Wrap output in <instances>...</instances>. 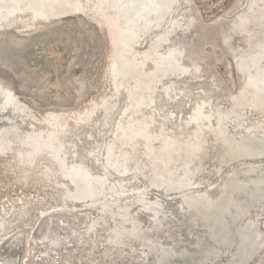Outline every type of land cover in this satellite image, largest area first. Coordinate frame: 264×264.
Here are the masks:
<instances>
[{
    "label": "bare ground",
    "instance_id": "1",
    "mask_svg": "<svg viewBox=\"0 0 264 264\" xmlns=\"http://www.w3.org/2000/svg\"><path fill=\"white\" fill-rule=\"evenodd\" d=\"M232 4L229 12L222 14H228L229 21L220 23L213 18L195 24L192 18V24L188 0H0V38L6 32L24 37L40 25L59 23L75 15L105 28V77L111 95L89 102L84 109L36 113L16 97L12 80L0 75V148H6L10 155L2 161V170L16 174L13 179L22 184L36 173L47 183L52 171L65 163L63 150L70 144L68 137L78 134L72 123L93 118L80 133L81 141L91 131L77 147L85 153L76 163L64 164V171L57 175L71 185L69 189L59 184L63 186L58 198L79 199L88 211L81 221L86 237L75 234L76 239L85 243L94 237L88 230L97 219L101 222L106 243L97 246L106 253L100 255V260L98 257L99 262L105 258L108 262L106 256L112 248L116 249L114 255L123 257L120 241L114 242L121 229L114 220H123L127 206L135 213L137 205L152 210L147 214L152 235L163 234L167 239L155 242L146 237L142 253H151L150 264H199L226 249L229 256L225 264H264V256L258 253L262 240L259 234L263 233L264 238V217L260 213L248 217L258 208L264 211V0H235ZM243 21L258 32L251 31L256 36L247 50L231 44V38L236 37L233 33L249 27H244ZM203 43L218 46L233 60L239 71L235 92L218 77L211 66L217 56L203 53ZM115 107L118 114L111 117L109 139L87 147L92 140L102 138L108 115ZM227 123L242 129V133L235 131L232 135ZM74 155L78 152L70 157ZM41 161L48 162L42 171ZM67 211L58 215L62 225L67 223L66 215H79L73 209ZM106 219L110 225L104 226ZM12 220L10 227L16 223ZM50 221L51 217L43 224ZM132 241L142 244L143 238L138 236ZM8 246H0L7 258L15 260L22 254L19 248ZM68 255L65 253V257ZM48 257V264H58L55 257ZM93 258L89 257L91 262L96 260Z\"/></svg>",
    "mask_w": 264,
    "mask_h": 264
},
{
    "label": "rangeland",
    "instance_id": "2",
    "mask_svg": "<svg viewBox=\"0 0 264 264\" xmlns=\"http://www.w3.org/2000/svg\"><path fill=\"white\" fill-rule=\"evenodd\" d=\"M188 2L192 6L189 19L193 18L196 24L199 22L201 23L208 22L209 20L213 18H217L218 22L220 21L224 22L225 20L229 21V19L226 18L228 17V14L226 17H223L224 15L223 12L225 11V15H226L227 10H230L231 6L233 5L232 3H234L235 0H188ZM193 19L190 21L192 24L194 23ZM230 20H232V18H230ZM247 23L249 24V22L243 21L242 25L244 27L249 26L248 28L249 29L251 28L250 30L248 28H244L238 34H235L236 32L233 33L234 29L231 30V33L236 35V37L233 36L231 38V44H233V46L235 45L234 47H237L238 49H241V50H247V47L249 48V42L252 41V39L255 38L256 36V34H254L255 36L252 35L253 34L252 32L258 33L256 29H253V27H251ZM216 24H219V23H216ZM104 31H105V28H102L101 25L96 24L92 20H89L86 17L85 18L81 17V15H78V16L75 15V16H67L65 18H62L59 23L40 25L35 30L31 31L30 34L24 37H20L12 32H6V34L4 33V36L0 38V75L4 77H8L12 80V83L14 86L13 89H14L16 97L25 105L30 106L36 113L40 114L48 110H59L60 111V110L65 109L64 111H69V110H75V108L84 109L86 108L87 105L91 104L89 102L97 101L101 97H106L108 95H111V91H109L110 86L105 77L106 76L105 75V67H106L105 58H106L107 50H108V46H107L108 38L106 37L107 34H105L106 31L105 32ZM246 36L249 37V40ZM250 36H251V40H250ZM237 39L238 40L240 39V40L238 41ZM201 48L203 49V53L205 52H208L210 54L215 53L214 55L217 56V59L211 60L212 61L211 66L213 67V69H215L220 80L223 79L222 82H224V84L230 89V91L235 92L238 87V81H237L238 80V75H237L238 70H236L233 60L230 59L231 57L228 56L229 54L227 53L222 54L219 51L220 48L218 46L213 47L209 43H206V44L203 43ZM101 94L102 96H100ZM119 103H117L116 105L117 107ZM117 107H115L108 115L107 124L105 127H103V130L101 133L102 138L97 137L96 139L92 140V143L88 144L87 147L92 148L94 146L95 147L99 146L98 144L104 143L103 141L104 138L109 139V134L111 130L110 128L111 117L113 115L116 116L118 114ZM248 115L250 118H253L251 114L248 113ZM92 119L93 118L89 117L87 118V121L83 120V121H77L76 123H72L73 129H75L76 127L75 132H77L78 134L76 135L70 134V136L68 137L67 143H70V144L69 145L66 144L65 145L66 147L63 150V154L65 156L64 157L65 159L63 162H65L64 163L65 165L68 161L73 164L76 163L78 157H81L83 152L85 153V149L82 150V148L79 149L77 147L82 144L80 143L81 141H85L86 138H89L87 136L91 134L90 133L91 131H89L86 134V137H82L81 141H80V133L82 132L81 130H83L84 127L86 128V126H88L87 124L89 123V121L91 123ZM80 122L81 123L83 122L82 123L83 125H81V127L79 125ZM227 130L231 134L234 133L235 131H236L235 134H237L238 131L240 130L243 131L242 129L233 127L232 123H227ZM241 131L240 133H242ZM240 135H243V134H240ZM72 143L74 144V146ZM2 150L0 151V156H1L0 157V210L4 211L3 212L4 214L2 213V211L0 212V215H1L0 225L2 226V228L0 226V233H1L0 234V246H8L10 244L8 246V249H12V248L18 249L19 248L22 254L18 255L19 258L15 257V260H12L10 258H7L2 253L3 250H2V247H0V264H33V263L34 264L35 263L36 264H48L47 262L50 260V257H48V255L55 257L57 259L58 264H67L68 262H69L68 264H85V263L87 264H103V263L105 264H129V263L130 264H141V263L150 264V260L152 259V256L150 255L151 253H148L146 251L144 252L146 255L142 253L143 251L142 249L146 248L145 245H146V242L148 241L147 238L154 239L155 242L157 241L160 242L161 240H167L165 239L163 234L160 236L158 235L153 236L152 232L149 230V225L147 222V214L148 213L150 214L152 210L151 211L143 210L142 208L141 209L138 208V206L136 205L135 213H133V210L132 211L128 210L130 206H127L128 207L127 210H123L125 211L123 220L120 221V220H117V218L114 220L120 225L122 229V230L120 229V231L117 233V236H116V239H114V242L120 241L119 245H122L121 248L123 249L122 252L124 254V255L122 254L123 256L122 258L124 260L125 258L127 259L126 261L123 260L124 261L123 262L122 258H119L117 256L118 253H116V255L113 254V252H115L116 249L112 248V250L110 251V254L108 253L109 255L106 256L109 259L108 262L106 261L107 260L106 258L99 262L100 255L104 256L106 253L104 251L101 253L102 251L101 247L103 246V243H106L103 237V233H105V231L102 229L101 222H99V219H97L96 224L93 227H91V229L88 230L89 235H92L93 233L95 234L94 237H92L91 239L87 238L85 243H83L82 241H78L76 239L75 234L78 236L83 235L86 237L85 230H84L85 224L83 222L81 223V221L84 216H87L86 213H88V211H85L86 208L81 207L82 205L79 199L71 198V197L70 198L63 197L64 199L58 198V195L60 194L59 189L60 187L63 186L59 184L66 183V178L65 177L62 178V176H59L62 173V171H64L65 165L63 164V167L61 168L59 167V170L55 169L54 171H52L51 173L52 175L50 174L47 177L48 179L47 183L43 179H39L38 178L39 174L36 173L35 174L36 177L35 175L32 177L33 175L32 174L28 178L27 183L25 182L22 184L18 182L17 180H14L16 174H13L12 172H4L2 170L3 169L2 161L6 160L10 156L6 151V148ZM72 152L75 154L76 152H78V155L77 156L74 155L73 157H70L71 154H73ZM65 153H67L68 155L67 154L65 155ZM45 163L48 164V162L46 161H41L40 164H42V166L41 165L39 166L41 167L40 171L46 168ZM88 165L91 166L92 164L89 163ZM53 166L54 164H50L49 167H53ZM53 175H57L59 177L56 176L55 178V176ZM36 181H39V182H36ZM53 182H56V184ZM48 184L52 186L50 187V185L48 186ZM65 186H68L69 189L71 188V185L65 184ZM149 189L151 190L152 187ZM104 193L107 194V191H104ZM156 194L157 193L154 191V195ZM52 198L54 200V201L52 200L53 202L51 201ZM64 202L66 205L64 204ZM58 204L60 206H57ZM63 205H65L66 210L64 209ZM19 206L20 208H18ZM18 209L19 210L21 209L20 211L22 212H20ZM62 209H64L65 211L67 210L72 211L73 209V211H75V214L79 213L78 215L79 218L77 216L66 215L65 218H67V221H66L67 223H63L64 225H62V223L58 221V215H62L63 212H65ZM12 213H14V215ZM257 213H260L261 214L260 216L262 218L264 217L263 216L264 211L262 208H258L254 214L252 213L248 215V217H253ZM138 215L139 216L141 215V217L145 216L146 218L142 220V218H140ZM50 217H51V221H50L51 224L49 222V224L45 226L43 224V221H45V219L46 220L50 219ZM10 218H13V220L12 219L11 220L16 222V223L11 224L12 227H10V224H9V222L11 221ZM135 220H137V222ZM53 221L54 223L56 224L59 223L61 225H59L58 227V225L54 224ZM67 224H69L68 225L70 226L69 228L68 226H66L65 228V225ZM107 225H110L108 219H106V222L104 223V226H107ZM72 226H74L73 229H72ZM261 226L264 228L263 224ZM16 228H20V229H16ZM42 228L44 230H42ZM3 230L4 231L6 230V233H4ZM2 232L4 234H2ZM7 232H9V234ZM97 232L98 233L100 232L99 235L97 234ZM24 234H25L26 239L24 238ZM262 234L263 233L259 234V237H262L261 238L262 240L260 242L261 245L258 246V253L264 256V247H262L264 246V238ZM2 235H6V236L3 237ZM17 235L18 236L20 235L19 239H17L18 238ZM118 235H120L121 237ZM27 236L28 237L30 236L29 239H27ZM128 236L130 239L128 238ZM138 236H140V238L141 237L143 238L142 244L134 243L132 241V238L137 239ZM117 237L119 238L117 239ZM40 239L42 242L40 241ZM26 240L28 241L26 242ZM33 241L35 243H33ZM44 243L45 245H43ZM99 244L102 245L100 248L97 246ZM43 246H46V247H43ZM76 246L79 247L80 249H78ZM33 247H34V250H33ZM47 248H50V249H47ZM127 250L129 253L127 252ZM129 250H131V253ZM34 251H36V253H34ZM44 251H48V252L42 254V252ZM67 251L69 253H67ZM79 251L82 254H80ZM37 252H40V253H37ZM65 253L66 255L69 254L70 257L69 255L65 257ZM133 253L134 255L132 257ZM39 254H41V257L39 256ZM34 255H37V257H33ZM228 256H229V249L222 250V252L219 253L217 257L212 258L209 261L207 260V261L200 262L199 264H220V263L225 264V262L228 260ZM253 256L257 257L254 253H253ZM29 257L32 261L29 259ZM39 257L41 258V260ZM89 257H92V258L95 257L93 259H96V260L94 262H91ZM98 257H99V260H98ZM33 258L35 259L33 260ZM43 258H45V262L43 261L44 260ZM65 259H69V261L64 262ZM139 259H141V261H139ZM248 259L252 260L250 258ZM51 264H55V262Z\"/></svg>",
    "mask_w": 264,
    "mask_h": 264
}]
</instances>
